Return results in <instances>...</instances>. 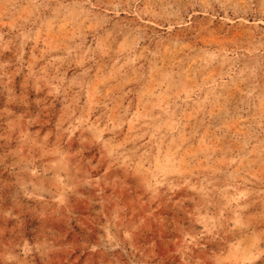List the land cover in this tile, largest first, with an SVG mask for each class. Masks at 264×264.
I'll return each mask as SVG.
<instances>
[{"label": "rangeland", "instance_id": "374dc122", "mask_svg": "<svg viewBox=\"0 0 264 264\" xmlns=\"http://www.w3.org/2000/svg\"><path fill=\"white\" fill-rule=\"evenodd\" d=\"M0 264H264V0H0Z\"/></svg>", "mask_w": 264, "mask_h": 264}]
</instances>
